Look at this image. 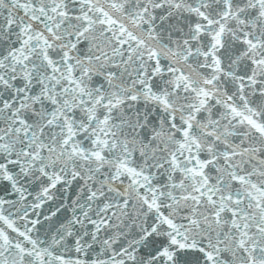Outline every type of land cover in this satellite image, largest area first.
<instances>
[{"label":"snow or ice","instance_id":"1","mask_svg":"<svg viewBox=\"0 0 264 264\" xmlns=\"http://www.w3.org/2000/svg\"><path fill=\"white\" fill-rule=\"evenodd\" d=\"M0 264H264V0H0Z\"/></svg>","mask_w":264,"mask_h":264}]
</instances>
